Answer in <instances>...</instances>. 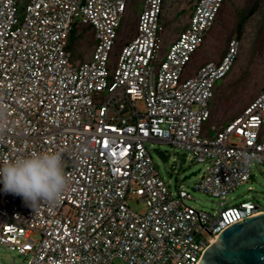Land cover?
<instances>
[{
  "label": "built area",
  "instance_id": "built-area-1",
  "mask_svg": "<svg viewBox=\"0 0 264 264\" xmlns=\"http://www.w3.org/2000/svg\"><path fill=\"white\" fill-rule=\"evenodd\" d=\"M164 1L142 0L119 45L127 0H0V165L59 152L68 180L56 204L0 191V250L23 264H198L225 229L264 212L250 201L213 215L187 206L145 147L168 143L205 164L194 189L214 198L264 165V86L234 119L206 127L237 40L219 61L190 67L226 0L193 2L167 45ZM73 30L90 33L88 59L74 58Z\"/></svg>",
  "mask_w": 264,
  "mask_h": 264
},
{
  "label": "rangeland",
  "instance_id": "rangeland-1",
  "mask_svg": "<svg viewBox=\"0 0 264 264\" xmlns=\"http://www.w3.org/2000/svg\"><path fill=\"white\" fill-rule=\"evenodd\" d=\"M195 0H166L165 4V44L175 38L185 25L190 7ZM142 0H127V8L118 30L119 45L129 41L135 30L136 20L141 11ZM252 15L249 16V13ZM241 15L248 16L242 29L237 30ZM237 40L238 53L230 73L217 83L210 105V119L206 127H221L230 120V116L243 101L251 96H259L264 86V0H226L219 17L207 36L203 46L194 57L191 69L208 61L219 60L225 55L229 43ZM93 40L89 32L72 44L74 58H89ZM254 98V99H255ZM253 99V100H254ZM160 176L171 193L180 186L191 199L186 205L197 211L213 215L218 210L237 207L241 203L253 202L264 209V165H252L251 177L240 187L223 198H214L198 192L194 185L205 172L206 165L191 161L190 154L164 142L145 144ZM200 170L187 180L183 178ZM129 208L135 212L144 210L137 201H128ZM0 264H23V259L15 252L0 250Z\"/></svg>",
  "mask_w": 264,
  "mask_h": 264
},
{
  "label": "clouds",
  "instance_id": "clouds-1",
  "mask_svg": "<svg viewBox=\"0 0 264 264\" xmlns=\"http://www.w3.org/2000/svg\"><path fill=\"white\" fill-rule=\"evenodd\" d=\"M4 114L0 112V120ZM0 191L19 196L26 205L41 201L56 204L67 191L62 155L59 152H40L22 155L0 165Z\"/></svg>",
  "mask_w": 264,
  "mask_h": 264
},
{
  "label": "water",
  "instance_id": "water-1",
  "mask_svg": "<svg viewBox=\"0 0 264 264\" xmlns=\"http://www.w3.org/2000/svg\"><path fill=\"white\" fill-rule=\"evenodd\" d=\"M198 264H264V212L225 229L205 250Z\"/></svg>",
  "mask_w": 264,
  "mask_h": 264
},
{
  "label": "trees",
  "instance_id": "trees-1",
  "mask_svg": "<svg viewBox=\"0 0 264 264\" xmlns=\"http://www.w3.org/2000/svg\"><path fill=\"white\" fill-rule=\"evenodd\" d=\"M195 1H196V0H195ZM195 1H194V2H195ZM225 2H226V1H225ZM164 4H166V0L164 1ZM224 4H225V3H224ZM223 6H224V5H223ZM190 8H191V7H190ZM164 10H165V9H164ZM252 12H253V11H251V12L249 13V16L252 15ZM218 17H219V16H218ZM247 17H248V16L241 15V18H240V20H239V22H238V27H237V30H238V31H240V30L242 29V27H243L245 21L247 20ZM164 19H165V11H164ZM77 36H78V35H76V30H73V32L71 33V35H70V37H69V48H70V49H72V44H73V42H75V40L77 39ZM81 36H82V35H81ZM195 56H196V55H195ZM193 63H194V60H193ZM206 63H207V62H206ZM229 73H230V72H229ZM229 73H228V74H229ZM228 74H227V75H228ZM227 75H226V76H227ZM226 76H225V77H226ZM225 77H224V78H225ZM224 78H223V79H224ZM223 79H222V80H223ZM222 80L219 81V82H217V83L222 82ZM216 87H217V84H216V86H215V89H216ZM214 91H215V90H214Z\"/></svg>",
  "mask_w": 264,
  "mask_h": 264
},
{
  "label": "crops",
  "instance_id": "crops-1",
  "mask_svg": "<svg viewBox=\"0 0 264 264\" xmlns=\"http://www.w3.org/2000/svg\"><path fill=\"white\" fill-rule=\"evenodd\" d=\"M219 61V58H216L215 60L212 61H208V62H216ZM255 98V96H251L250 98H247L245 101L242 102V104L239 105V107L232 112L231 116L229 117L231 121L232 119H234L236 116H238L240 114V112L243 110V108L249 103L251 102L253 99ZM211 105V104H210ZM228 121V122H229ZM227 123V122H226Z\"/></svg>",
  "mask_w": 264,
  "mask_h": 264
}]
</instances>
